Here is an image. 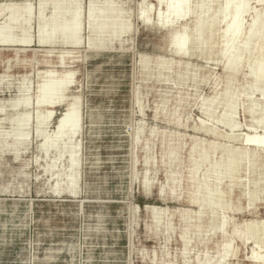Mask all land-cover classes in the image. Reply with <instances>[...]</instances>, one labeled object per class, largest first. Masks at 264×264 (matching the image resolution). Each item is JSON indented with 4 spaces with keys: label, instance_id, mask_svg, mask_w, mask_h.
Instances as JSON below:
<instances>
[{
    "label": "rangeland",
    "instance_id": "obj_1",
    "mask_svg": "<svg viewBox=\"0 0 264 264\" xmlns=\"http://www.w3.org/2000/svg\"><path fill=\"white\" fill-rule=\"evenodd\" d=\"M259 1H250L240 37L264 20ZM171 2L0 0V264H264L251 260L264 256V242L245 233L264 222V147L243 142L253 132L264 138V97L248 68L224 69L225 0H184L177 19ZM114 5L119 17L107 21L102 46L90 47L91 10ZM55 15L74 17L69 38L78 45L56 32L40 46ZM198 16L215 25L203 47ZM169 35L185 42L184 55L168 51ZM50 71L75 77L53 100L55 118L38 127V87L48 80L39 73ZM230 93L233 106L220 100ZM215 98L206 121L202 109ZM66 110L79 122L58 136ZM202 122L209 134L194 133ZM46 139L52 147L39 150Z\"/></svg>",
    "mask_w": 264,
    "mask_h": 264
},
{
    "label": "bare ground",
    "instance_id": "obj_2",
    "mask_svg": "<svg viewBox=\"0 0 264 264\" xmlns=\"http://www.w3.org/2000/svg\"><path fill=\"white\" fill-rule=\"evenodd\" d=\"M60 0H53L54 5H56ZM251 0H225L226 8L231 10V13H228L224 18L223 24V41H222V52L225 56L226 65L224 67L226 70H236L239 71L240 68L245 67L249 69V75L254 80L255 87L257 91L262 93L264 97V20L260 17H257L247 33L244 37H240V29L242 25V17L243 15L249 11V5ZM260 3L259 0H255ZM184 0H172L171 4H167V9L170 10L171 14L177 19L181 16V12L179 11L181 4H183ZM197 4L201 6L203 4V0H196ZM165 0H160V4L163 5ZM116 5L110 11H106L104 8H95L92 9V14H95V20L91 22L90 30L94 33H97V36L91 38L89 41V46H102L99 42L101 38H103V34L106 32L107 21L110 18H115L118 16L115 11ZM119 17V16H118ZM75 22L73 18H61L55 15L52 19L50 25V32L47 34H43L40 38L39 44L42 47H47L48 45H52V35L53 33L60 32L61 43L64 45H78L77 41H70L69 36V28ZM215 30V25L211 18H207L206 16H198L194 21V36L197 40V46L203 47L206 45V42L209 40L210 36L213 34ZM78 34V29L74 30ZM123 33L122 27H117L112 35L114 37H119ZM8 42V41H6ZM168 51L175 55H184V45L185 42L182 40H178L176 36L169 35L168 36ZM1 51V49H0ZM143 68L146 69V63L143 65ZM48 73V74H47ZM39 78L41 75H46L45 78L48 80H44L43 84L39 85V104L37 106L36 115H37V123L38 127H42L46 124H49L55 118V111L53 109L52 103L53 100L68 92V89L71 88L73 84V79L75 77V72H69L66 74L58 75L56 72H46L39 73ZM38 78V77H37ZM236 95L234 93L226 94L225 96H221V102L226 103L230 106H233L235 103ZM218 98L211 100V104L205 106L202 109V113L206 118V121H209L213 118L215 114V104ZM264 100V99H261ZM221 103V104H222ZM251 104V103H250ZM251 111H255L257 109V104L254 102L250 106ZM46 111L47 114H44ZM222 115L219 119H223ZM61 123L62 127H60L58 136H66L69 132L73 131L77 127L78 114L75 111L66 110L63 112L58 120ZM257 124L263 125L264 128V114L258 119ZM194 133H207L210 132L208 130V126L206 122H202L200 126L194 128ZM217 136V135H215ZM246 138L243 140L246 146H250L254 149H259L264 147V138L257 135L256 132H253L251 135L245 136ZM52 147V144L49 140H45L44 144L40 146L39 150H49ZM199 148L198 143H194L191 149V157H193ZM76 149H73L75 152ZM201 156V155H200ZM199 156V164H197L196 169L189 176L188 182L197 183V172L201 168L200 157ZM234 167V161L230 160L228 165L225 167L227 170H232ZM77 168L76 161L72 163V172L69 177V183L75 184L76 175L75 170ZM207 172H212L210 169ZM224 174L221 175L222 178ZM201 185L198 182L196 191L192 194V197L197 195L200 190ZM144 189L146 193H149V183L145 182ZM57 193V190L54 191ZM160 194L162 195L164 190L160 189ZM215 206V205H214ZM190 214L185 212L183 213V219H188ZM156 222V221H155ZM157 224V223H156ZM255 223H248L245 225V233L247 234L246 238H252L255 242L260 243L264 242L263 230H264V222H261L257 225V229L254 228ZM224 229V226L222 227ZM250 233V234H248ZM187 244V241H185ZM229 247V245H227ZM263 260L264 256H259L257 252H254L252 255V262L256 263L257 260Z\"/></svg>",
    "mask_w": 264,
    "mask_h": 264
}]
</instances>
